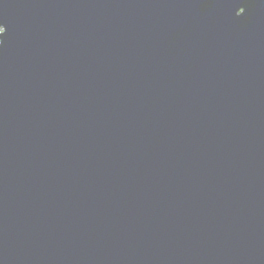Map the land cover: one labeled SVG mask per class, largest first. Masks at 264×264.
I'll return each mask as SVG.
<instances>
[{"label": "water", "instance_id": "obj_1", "mask_svg": "<svg viewBox=\"0 0 264 264\" xmlns=\"http://www.w3.org/2000/svg\"><path fill=\"white\" fill-rule=\"evenodd\" d=\"M0 24V264H264V0Z\"/></svg>", "mask_w": 264, "mask_h": 264}, {"label": "snow or ice", "instance_id": "obj_2", "mask_svg": "<svg viewBox=\"0 0 264 264\" xmlns=\"http://www.w3.org/2000/svg\"><path fill=\"white\" fill-rule=\"evenodd\" d=\"M240 9H241V10H240V12L238 13V15H239L240 13H243V12H244V8H243V7H241ZM5 32H6V28H5V26H4L3 24H0V35H3Z\"/></svg>", "mask_w": 264, "mask_h": 264}]
</instances>
